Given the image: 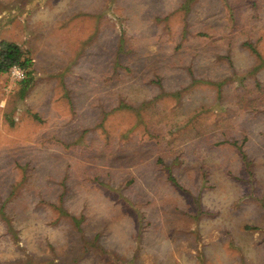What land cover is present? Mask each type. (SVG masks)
<instances>
[{
    "label": "rangeland",
    "instance_id": "rangeland-1",
    "mask_svg": "<svg viewBox=\"0 0 264 264\" xmlns=\"http://www.w3.org/2000/svg\"><path fill=\"white\" fill-rule=\"evenodd\" d=\"M3 40L0 264H264V0H0Z\"/></svg>",
    "mask_w": 264,
    "mask_h": 264
},
{
    "label": "trees",
    "instance_id": "trees-1",
    "mask_svg": "<svg viewBox=\"0 0 264 264\" xmlns=\"http://www.w3.org/2000/svg\"><path fill=\"white\" fill-rule=\"evenodd\" d=\"M245 47L250 52H252L259 60V63H260L259 66H257L250 74V75L255 76L258 71H260L262 68H264V57L261 55V53L258 51V49L256 48V46L253 43L246 42ZM31 64H32L31 58H26V59L23 58V55H22V52L20 50L19 45H17L16 43L4 41V40L0 41V73L1 74H10L12 67L15 65H18L23 70H25L27 73V81L23 82L26 84L27 82L30 81ZM188 73L192 77V81L194 83L202 84V85L203 84L212 85V84L206 83L202 80H200V81L198 80V82H197V80H195V78H193V73L191 72V70H189ZM160 80H161L160 78H157L155 81H153V83L154 84L156 83L157 85H161ZM255 84H256V87H258L257 90L260 91L259 93H262V91H263L262 87H261V85L257 79H255ZM161 87H162V85H161ZM217 87H218V84H217ZM219 87H221V86L219 85ZM22 89H25V87H23ZM164 95L165 94H161L153 102H155L157 99H161ZM172 97H176L179 100L180 99L179 97H181V93L180 92L179 93H173ZM256 101H258V98H256V99H254V97L249 98V95H248L246 98H244L241 101V108L243 110H246V111L255 110L258 106V102H256ZM153 102H149V103L152 104ZM143 108L144 107H133V104L127 105V109L132 111L133 114L135 113L137 117H141ZM146 108H147V106H146ZM232 143L239 150L240 155L243 157V160L246 161L247 156H246V152H245L244 143L239 144L238 141H234ZM170 180L175 183L174 178L170 177ZM72 219L76 223V226L79 228V231L82 232V229H81L82 220L78 219L76 217H73Z\"/></svg>",
    "mask_w": 264,
    "mask_h": 264
},
{
    "label": "built area",
    "instance_id": "built-area-1",
    "mask_svg": "<svg viewBox=\"0 0 264 264\" xmlns=\"http://www.w3.org/2000/svg\"><path fill=\"white\" fill-rule=\"evenodd\" d=\"M10 76L13 82H26L27 81V73L20 66L15 65L12 67L10 71Z\"/></svg>",
    "mask_w": 264,
    "mask_h": 264
}]
</instances>
